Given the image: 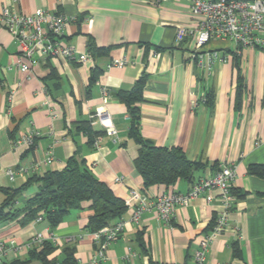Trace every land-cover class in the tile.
Wrapping results in <instances>:
<instances>
[{
  "label": "crops",
  "instance_id": "obj_1",
  "mask_svg": "<svg viewBox=\"0 0 264 264\" xmlns=\"http://www.w3.org/2000/svg\"><path fill=\"white\" fill-rule=\"evenodd\" d=\"M1 5L28 14L43 8L74 16L60 41L79 52H87L90 41L108 51L84 62L53 57L31 73L22 72L17 64L20 46L0 23V206L4 188L20 187L33 174L61 170L74 155L123 200L131 190L144 192L150 200L163 193H186L198 178L216 171L215 162H226L236 169L233 187L245 196L237 194L231 224L212 243L208 263L264 264V178L247 172L250 164L264 163V142H257L264 136V50L214 39L203 50H220L226 58L210 71L201 67L191 54L196 35L176 42L179 26H196L190 0H0ZM116 60L125 63L109 66ZM96 68L101 72L89 86ZM143 72L148 79L139 104L141 133L157 146H179L191 160L204 163L193 182L143 187L134 166L139 145L128 137L130 116L116 96L119 90L131 89ZM239 74L243 90L238 100ZM208 92L211 105L201 102ZM101 108L109 111L116 136L107 134L93 117ZM82 120L102 131L97 145L78 128ZM32 129L39 135L31 145L23 143L21 138ZM49 150L53 159L46 161ZM36 162L40 166L34 170ZM19 165L27 171L11 180L6 169ZM36 190L33 185L23 192L15 206H22ZM88 206L83 202L55 227L46 219L24 225L0 221V241L8 246L0 264L25 259L38 245L31 242L37 234L48 240L55 237L60 248L54 255L60 257L61 247L74 245L80 264H197L198 242L222 210L215 189L179 206L169 223L149 209L135 221L134 208L127 207L123 231L107 246L106 258L96 260L97 244L86 228ZM236 242L238 256L233 250Z\"/></svg>",
  "mask_w": 264,
  "mask_h": 264
},
{
  "label": "built area",
  "instance_id": "obj_2",
  "mask_svg": "<svg viewBox=\"0 0 264 264\" xmlns=\"http://www.w3.org/2000/svg\"><path fill=\"white\" fill-rule=\"evenodd\" d=\"M17 2L18 0H12ZM161 3L165 0H149ZM192 17L196 26H179L176 30V42L183 41L187 36L196 35V42L191 52L197 63L210 71L213 65L226 58L220 50H203L211 40H228L240 46L260 48L264 50V0H190ZM75 20L74 16H68L61 12H53L39 8L34 13L17 12L6 5L0 6V23L3 24L18 42L20 53L18 67L22 72L31 73L33 68L46 62L49 58L59 57L72 61L84 62L91 57L88 52H79L71 45L60 41L66 26ZM125 60H116L109 64L122 65ZM104 94L108 95L106 89ZM11 98V96H10ZM206 97H201L205 103ZM197 104V102L195 103ZM109 135L116 136L117 130L112 123V117L106 108L97 110L94 115ZM39 132L35 129L21 138L23 143L31 145ZM258 143L264 142V136ZM98 141L95 140V145ZM53 159L52 151H48L46 161ZM40 162H36L32 168L37 170ZM24 165L17 169L7 168L11 180L15 179L17 172H26ZM236 169L233 164L221 162L213 174L201 176L186 193H163L150 200L144 192L131 190L129 197L124 201L127 207L134 208L133 220L138 221L143 210H154L166 223L171 222L179 206H187L191 199L201 195L208 189L219 192L222 210L215 218L210 231L198 242L194 252L197 264H209L208 252L214 240L231 224V214L236 196L233 193V181ZM116 180H121L118 177ZM38 219H42L41 216ZM122 218L114 223L104 226L92 233L97 244L94 258H106V249L109 243L118 238L124 229ZM41 234L35 235L31 242L40 244L43 241ZM71 241V239H69ZM51 241L57 243L52 237ZM30 242V243H31ZM31 243V244H32ZM7 244L0 241V263L2 255L7 249ZM129 248V253H132Z\"/></svg>",
  "mask_w": 264,
  "mask_h": 264
},
{
  "label": "trees",
  "instance_id": "obj_3",
  "mask_svg": "<svg viewBox=\"0 0 264 264\" xmlns=\"http://www.w3.org/2000/svg\"><path fill=\"white\" fill-rule=\"evenodd\" d=\"M88 53L95 57L105 54L108 48L97 47L93 42L88 44ZM101 70L96 68L91 77L92 86L99 77ZM148 75L143 72L129 90L116 92L117 98L125 104L130 116L128 137L139 145L138 155L134 160V166L143 180V187L161 184L166 187L175 185L180 180L193 182L195 173L203 170L205 164L191 160L183 148L179 146H157L141 133V111L139 104L144 99V88ZM46 91L50 89L45 84ZM243 90V78L239 74L237 80L238 100ZM90 92V89L89 91ZM89 94V93H88ZM207 105H211L210 92L205 94ZM239 102L237 106H239ZM88 136L90 144L102 134L101 130H94L90 120H82L77 124ZM219 162L214 166L219 167ZM247 172L264 178V163H252ZM36 185V192L24 201L22 206H15L21 194L31 186ZM5 199L0 206V221L17 220L21 225L29 221L46 219L52 227L59 225L71 210L81 208L83 202L89 203L86 228L94 233L104 226L110 225L122 218L127 210L125 201L118 197L112 188L101 181L86 164L85 160L76 155L70 157L66 166L61 170H49L43 174H33L28 180L17 188H4ZM233 193L237 198V191L233 187ZM245 194H238L244 197ZM215 219L211 223L212 228ZM141 240V239H140ZM60 248L51 240L44 239L40 244L28 251L25 259H15L9 264H30L38 261L41 264H80L76 258V247L71 244L61 247V257L54 255ZM234 254L240 255V248L233 244Z\"/></svg>",
  "mask_w": 264,
  "mask_h": 264
}]
</instances>
